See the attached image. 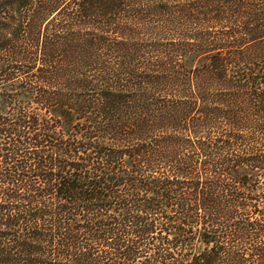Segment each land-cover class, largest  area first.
<instances>
[{"label": "trees", "instance_id": "1", "mask_svg": "<svg viewBox=\"0 0 264 264\" xmlns=\"http://www.w3.org/2000/svg\"><path fill=\"white\" fill-rule=\"evenodd\" d=\"M0 264H264V0H0Z\"/></svg>", "mask_w": 264, "mask_h": 264}]
</instances>
